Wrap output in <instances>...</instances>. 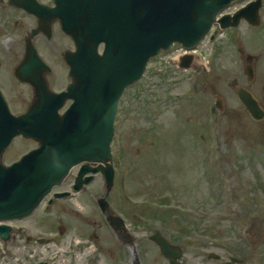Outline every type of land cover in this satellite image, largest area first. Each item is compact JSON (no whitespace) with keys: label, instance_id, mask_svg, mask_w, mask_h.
<instances>
[{"label":"rangeland","instance_id":"obj_1","mask_svg":"<svg viewBox=\"0 0 264 264\" xmlns=\"http://www.w3.org/2000/svg\"><path fill=\"white\" fill-rule=\"evenodd\" d=\"M261 14L259 26L243 23L214 42L205 40L199 49L211 62L200 58L203 68L156 76L155 68L167 69L165 59L173 53L163 54L122 97L113 141L117 179L108 200L126 218L135 243L151 250L146 264H168L148 239L156 228L183 248L181 264H224L231 256L264 264V117L255 120L237 95L245 87L264 108V5ZM18 16L25 19L24 29ZM31 22L0 3V84L16 113L32 98L31 87L14 76ZM37 38L53 66L48 78L61 88L68 80L63 52L73 42L60 30L52 44ZM248 54L255 56L253 79L246 71ZM35 146L32 139L17 138L3 161ZM73 178L74 173L62 189H70ZM106 194L98 175L86 191L15 221L27 230L0 238V264H37L40 257L49 264L130 262L126 240L117 238L96 200Z\"/></svg>","mask_w":264,"mask_h":264},{"label":"water","instance_id":"obj_2","mask_svg":"<svg viewBox=\"0 0 264 264\" xmlns=\"http://www.w3.org/2000/svg\"><path fill=\"white\" fill-rule=\"evenodd\" d=\"M231 1L56 0L57 7L50 13L61 18L63 30L76 44V51L65 55L73 81L62 95L49 90L44 80L48 67L34 49L17 69V76L35 88L29 111L20 116L11 114L0 92V220L33 213L70 169L81 163L77 189L87 170L101 171L110 189L114 183L111 142L124 91L143 77L151 57L175 42L194 47L215 22L222 28L237 26L242 17L258 22L255 13L259 1L232 18L225 16L218 21L219 11ZM237 93L253 117L264 116L260 102L250 91L241 87ZM67 99L74 102L60 116L58 107ZM20 135L36 139L40 147L11 165L4 164L3 152ZM87 163L98 165L87 169ZM99 204L103 210L109 206L105 198ZM9 231V225L0 224L3 238ZM157 241L171 264H178L176 257L181 251L165 239ZM235 262L239 259L232 257L226 264Z\"/></svg>","mask_w":264,"mask_h":264},{"label":"flooded vegetation","instance_id":"obj_3","mask_svg":"<svg viewBox=\"0 0 264 264\" xmlns=\"http://www.w3.org/2000/svg\"><path fill=\"white\" fill-rule=\"evenodd\" d=\"M13 1H16V0H0V3L1 4H6L7 6H9L10 8H12V10L14 9V10H17V12L19 13V12H25V13H27L23 8H21V7H16L15 6V4H14V2ZM31 1L32 0H27L26 2H25V4L26 5H29L30 3H31ZM251 1H253V0H236V1H234V2H232L231 3V5H230V11H229V13H231V14H233L235 11H237L240 7H242V5H244V4H247V3H249V2H251ZM45 3H50L51 1H44ZM244 2V3H243ZM262 2H263V4H264V0H262ZM243 3V4H242ZM242 4V5H241ZM263 6V5H262ZM261 9H262V7L260 8V10H259V13L261 14ZM261 17L263 18V16H262V14H261ZM22 19H17L16 21H18V25H24V20H23V17H21ZM33 19V25H32V27H35L36 25H38V22H37V19L35 18V17H33L32 18ZM251 19V18H250ZM49 21H52V30H53V35H52V39H53V36H54V33H55V31H56V28L58 27L59 28V30L65 35V36H67V37H69L68 35H66L63 31H62V29H61V26H60V24H59V22L57 21V20H55V19H52V18H44V19H42V23H43V27L42 28H40V26H38V33H37V35L33 38V42L36 44V42H35V40H36V38L37 37H39V36H41V37H43V38H45L48 42H51V41H49V39H48V36H47V32H46V30H45V25H46V23H48ZM242 21H244V22H247V23H249V20H242ZM21 26V27H22ZM32 27H28L27 29H26V34H25V37H24V40H23V55H24V53H25V51H26V48H27V42H28V40L30 39V30H31V28ZM71 40H72V38L71 37H69ZM67 41V40H66ZM72 42H73V40H72ZM74 43V42H73ZM52 71V70H51ZM46 78H48V77H46ZM48 81H49V79H48ZM71 81V79L69 78V81L67 80V82H65L64 84H63V86L61 87V88H58L57 87V91H62L63 89H65V88H67V85L69 84V82ZM50 82V81H49ZM64 87V88H63ZM72 103V100H66V102H65V104L62 106V108H60V113L61 114H63L64 112H65V110L70 106V104ZM25 111V110H24ZM74 170V169H73ZM78 172H79V167H76L75 168V170H74V172L73 173H75L74 174V178H73V183H72V189L74 190V186L76 185V180H77V174H78ZM72 173V172H71ZM72 173V174H73ZM71 174V175H72ZM70 176V175H69ZM69 178V177H68ZM68 178H66L65 180H64V182H62V184L61 185H59L58 186V188L59 187H61V188H57L56 190H55V193H60V192H64L65 190L64 189H62V185H64L65 184V182H66V180L68 179ZM87 185H83V187H82V189L81 190H84V191H86V189H87V187H86ZM60 191V192H59ZM70 195V194H69ZM69 195H67V196H65V197H68V198H71V197H69ZM57 199V198H56ZM54 201H55V199L54 200H52L51 198H49L48 199V204H50V205H52L53 203H54ZM114 225L117 227V229H118V231L119 232H121V231H124V229H125V231H127V232H129L130 231V229H129V231L128 230H126V228H125V226H121V224L120 223H118L117 221H114ZM158 233H160V232H156L155 234H153V235H155V236H157L158 235ZM126 237V241H124V243L125 244H128V245H137V243H135V241H134V239L132 238V237H129V236H125ZM138 244H139V242H138ZM156 244V243H155ZM157 245V244H156ZM143 251H144V253L145 254H148V251H151V250H148V249H145V248H143ZM133 264H138L137 263V258H136V260H134V262H133Z\"/></svg>","mask_w":264,"mask_h":264},{"label":"bare ground","instance_id":"obj_4","mask_svg":"<svg viewBox=\"0 0 264 264\" xmlns=\"http://www.w3.org/2000/svg\"><path fill=\"white\" fill-rule=\"evenodd\" d=\"M198 58L197 57H193V56H188V57H183L180 59L179 61V65L182 66V67H186L185 64H182L180 62H185L189 65V67H192L193 69H199V68H196V65L198 64Z\"/></svg>","mask_w":264,"mask_h":264}]
</instances>
